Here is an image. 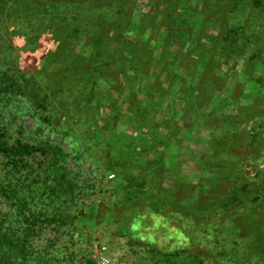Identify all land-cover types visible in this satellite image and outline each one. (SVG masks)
Instances as JSON below:
<instances>
[{
	"label": "trees",
	"instance_id": "obj_1",
	"mask_svg": "<svg viewBox=\"0 0 264 264\" xmlns=\"http://www.w3.org/2000/svg\"><path fill=\"white\" fill-rule=\"evenodd\" d=\"M263 9L264 0H0V264H72L52 249L99 209L89 202L108 168L124 195L106 220L128 244L191 264H264ZM47 67L74 78L71 99L38 78ZM110 78L117 96H98ZM100 107L108 113L92 132L109 157L89 175L81 152L70 168L50 134H9L28 113L65 137L67 110L78 121ZM193 130L202 149L192 177L174 178L171 147Z\"/></svg>",
	"mask_w": 264,
	"mask_h": 264
},
{
	"label": "rangeland",
	"instance_id": "obj_2",
	"mask_svg": "<svg viewBox=\"0 0 264 264\" xmlns=\"http://www.w3.org/2000/svg\"><path fill=\"white\" fill-rule=\"evenodd\" d=\"M260 15L261 17H259ZM256 16L260 24L263 25L264 9L257 13ZM21 43L23 44V42ZM56 65L57 64H52L51 66L56 67ZM54 69V67H47L46 69L40 70L37 76L39 79L45 80L43 81L44 85L51 84L53 87H61L63 91H65L63 93L67 97V100L71 99L75 95L76 90H78V86L73 83L74 78H67L64 74H58L59 71L53 74L55 71ZM112 79L110 78L109 81H101L97 84L95 92H99L98 96L105 97L108 93H111L115 97L117 96L115 85H113L114 81ZM47 88L44 89L50 92L51 90ZM81 88L82 85H80V89ZM54 103L55 101L53 100V105ZM117 103H120V101L117 100ZM57 107L58 106H56L55 109H61V107ZM100 108V111H95V109L92 108L83 110L78 121H73L72 117L68 116L69 111L67 110L66 116L61 121V124L58 125L59 129L69 133V135L65 137L51 134L49 131L50 127L46 121H38L37 114L35 118L34 115L28 113L22 114L17 122L12 124L9 129V134L12 138L20 137L30 142H37L38 139L49 136L50 134L51 138L56 139L53 141H58L67 153H69L70 168L75 166L73 157L78 151L81 152L79 155H82L85 160L82 164V168L84 172L89 175L94 165H99V167H101L100 164L106 165L109 157H107L108 149L105 143H99V141L93 137L94 132H92V130H95L96 124L101 125V123H103L101 118L108 113L107 107ZM55 109L52 110L54 111ZM22 112H26V108H24ZM43 113L47 114L49 111ZM123 123L124 122L121 120L118 121L115 126L116 129L119 128L120 131L129 134L130 128ZM38 128L44 130L41 135ZM198 134L201 135L193 130L191 138L187 137L183 139L181 146L171 147V164L178 167V174L176 173L174 178H185L184 176L192 177L190 173H192L193 169L190 165L194 163V151L202 149V145L197 144L194 140L199 136ZM100 136L102 135L100 134L98 139ZM180 155L183 162L178 166ZM173 159H176L175 161L177 162L175 163ZM102 169L101 171L103 172ZM108 169L109 170L104 169L108 172L102 173L104 176L103 182L100 183L96 193H93L94 199L89 202V206L94 203H99V209L94 212L91 217H87V220H81L77 223L78 229H75L70 234H63L60 241H57L55 247L52 249L54 250L53 254L56 255L58 259H61L66 253L71 254L73 258V261L71 260L72 264L82 263L87 258L92 259L93 264H99L94 254L98 252L99 245L104 243L107 246L106 254L110 257L113 264H191L184 255H174L168 259L167 257L156 254L151 249L139 245H130L127 243L126 238L119 237L115 234L114 230L120 222L110 219L106 220L105 213L106 211L113 210V203H115L116 199L124 195V191L121 183L116 181L119 176L117 170ZM109 175H113V177L110 178ZM174 181L175 180L165 179V183L169 186L172 185ZM152 187L153 185L147 184L143 187V191H145L148 196L154 194L155 190H151ZM93 219L97 220L93 221ZM85 221L88 223H85ZM67 261L68 260H63L58 264H67Z\"/></svg>",
	"mask_w": 264,
	"mask_h": 264
},
{
	"label": "built area",
	"instance_id": "obj_3",
	"mask_svg": "<svg viewBox=\"0 0 264 264\" xmlns=\"http://www.w3.org/2000/svg\"><path fill=\"white\" fill-rule=\"evenodd\" d=\"M109 177L112 178L113 175H109ZM98 248V252L94 254V257L97 259V262L99 264H113L110 257L106 254V244L101 243Z\"/></svg>",
	"mask_w": 264,
	"mask_h": 264
}]
</instances>
